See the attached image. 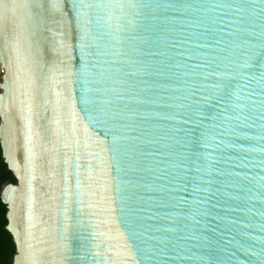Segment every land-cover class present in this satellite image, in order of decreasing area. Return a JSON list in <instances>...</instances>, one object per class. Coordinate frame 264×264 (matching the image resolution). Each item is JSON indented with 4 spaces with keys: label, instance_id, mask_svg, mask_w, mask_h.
Instances as JSON below:
<instances>
[{
    "label": "water",
    "instance_id": "water-1",
    "mask_svg": "<svg viewBox=\"0 0 264 264\" xmlns=\"http://www.w3.org/2000/svg\"><path fill=\"white\" fill-rule=\"evenodd\" d=\"M12 264H264V0H0Z\"/></svg>",
    "mask_w": 264,
    "mask_h": 264
},
{
    "label": "trees",
    "instance_id": "trees-1",
    "mask_svg": "<svg viewBox=\"0 0 264 264\" xmlns=\"http://www.w3.org/2000/svg\"><path fill=\"white\" fill-rule=\"evenodd\" d=\"M7 182L15 183V180L4 163L0 147V191L2 186ZM6 213V207L2 204L0 198V264H12L16 253L12 237L6 230Z\"/></svg>",
    "mask_w": 264,
    "mask_h": 264
},
{
    "label": "built area",
    "instance_id": "built-area-1",
    "mask_svg": "<svg viewBox=\"0 0 264 264\" xmlns=\"http://www.w3.org/2000/svg\"><path fill=\"white\" fill-rule=\"evenodd\" d=\"M2 76V73H0V77Z\"/></svg>",
    "mask_w": 264,
    "mask_h": 264
}]
</instances>
